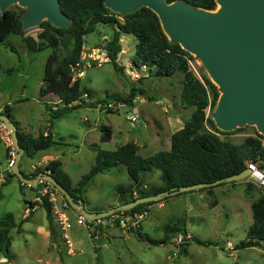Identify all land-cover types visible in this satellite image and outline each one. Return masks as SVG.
Wrapping results in <instances>:
<instances>
[{
  "label": "rangeland",
  "instance_id": "374dc122",
  "mask_svg": "<svg viewBox=\"0 0 264 264\" xmlns=\"http://www.w3.org/2000/svg\"><path fill=\"white\" fill-rule=\"evenodd\" d=\"M8 8L22 14L27 11V8L19 3H13ZM25 32L38 39L41 28L37 25L25 29ZM112 35L113 30L110 26L98 24L94 32L85 36L83 50L89 53L97 47L106 49ZM123 41L118 63L126 68V74L117 71L111 61L97 65L89 59L87 61H90L91 65L86 69L85 76L77 77L72 74L71 81L82 78L83 83L91 90L92 98L88 101L107 102L112 100L113 95L125 97L133 86L140 91L136 97L138 99L134 100L133 109L122 106L120 109L108 112V109H101L102 107L99 109L97 106L89 108L83 106L74 109L68 114V118L59 122L58 132L65 131L70 134L75 130L76 133L75 136H71L74 143L68 149L69 158L72 160L68 169L75 179L88 172L95 163L96 152L93 145H100L104 149H116L121 144L135 141L141 145H148L142 146L140 150L144 157H149L160 150L170 149L171 135L179 126L178 123L168 120V117L173 115L172 108L175 106L177 114L185 121L194 111V107L186 109L181 103L184 78L182 73L160 77L149 69L142 71L133 63L136 37L132 34H124ZM51 50L48 48L39 52L31 51L22 37L16 34H10L5 41L0 42V105L3 102L27 97L28 101L15 105L16 111L31 117L33 122L38 118H45L44 105L36 97L40 93L47 57ZM191 54L194 57L190 61L192 67L195 70L203 69L209 76L201 58L195 53ZM130 67L140 71L141 77L133 78L128 72ZM166 108L170 110L166 112ZM134 113H137L141 119L133 127L127 116ZM85 117H88L92 123L96 121L98 127L84 138V132L88 129ZM152 118H156L157 121L155 119L153 122ZM102 124L112 127V139L107 142H100L94 137L101 134L99 126ZM230 131L232 132L222 136L234 143H240L246 137L256 136L259 133L264 135L256 125L251 124ZM87 138L95 142L91 149H88ZM5 145L9 153L10 147ZM75 145L80 146V152H75L77 151ZM4 150L5 146L0 144V169L6 162ZM31 162L34 161L26 157L22 159L23 172H28ZM160 175L159 170L147 174L142 188L150 189L160 185L162 183ZM247 180L215 185L212 193L202 188L185 191L146 207L148 215L140 227V232L144 235L156 239L162 238L165 224L179 223L195 237L205 241V244L195 240L178 241L180 236H186V233L181 231L172 234L167 244L154 245L139 238L134 229L119 226L117 223L99 225L97 228L100 229L101 235L95 237L88 228L79 225L71 213L73 227L70 237L76 249L75 254L67 253V245L61 238L58 239L60 245L57 246L58 249L53 247L44 236L43 230L36 229L37 227L31 222L25 227L27 232L22 229L19 233L11 229L12 243L17 250L16 259L12 258L11 261L13 264H264V241L260 246L238 247L240 242L245 240L247 229L253 222L252 202L264 194L261 185L252 179ZM130 181L131 178L124 166L106 171L96 177L84 199L87 205H110L118 196L117 185L126 186ZM13 182L7 185L0 184V221L7 216L12 217L14 221H21L25 211V201L31 197L32 192L26 188L27 186L20 187V182L17 180ZM248 183L254 185L251 191L248 190ZM36 218L41 224L46 223V210L40 209ZM104 231L105 235L102 234ZM186 242V252H183L182 244ZM229 242H232L233 248L229 247Z\"/></svg>",
  "mask_w": 264,
  "mask_h": 264
},
{
  "label": "trees",
  "instance_id": "16d2710c",
  "mask_svg": "<svg viewBox=\"0 0 264 264\" xmlns=\"http://www.w3.org/2000/svg\"><path fill=\"white\" fill-rule=\"evenodd\" d=\"M165 1L170 3L176 0ZM183 1L210 10L217 7L216 0ZM59 3L62 11L70 18L69 24L59 27L50 20H43L39 24L41 32L38 34V39L26 34L22 13L12 8H8L4 14L0 10V42L5 41L10 34H16L22 37L31 51L52 49L47 57L41 86V100L46 103L50 115V128L56 119L62 118L74 109L88 105L97 106L105 102V100L88 101L92 98L89 87L81 78L71 81L73 66L82 60L85 36L94 32L100 23L110 26L113 30L112 39L106 45V49L117 71L126 74V68L118 63V56L122 51L123 35L132 34L137 39L134 66L141 68L147 65L154 75L160 77L182 73L184 78L181 103L186 109L194 107L191 117L184 126L172 134L171 148L168 150H160L149 157H144L139 153L140 147L134 141L121 144L116 149H104L100 145H93V149L97 152L96 161L90 170L81 176L77 184L72 183L69 175L62 169L60 161H50L47 169H54L58 182L67 188L73 197L84 199L88 187L99 174L119 166H125L132 179L130 185L116 187L122 203L132 201L139 196L170 190L172 187L213 182L243 171L250 162H257L264 172V135L259 133L256 136H248L240 143H234L222 136L232 131L219 129L213 119V111L220 96L218 86L203 69L195 70L192 67L190 61L194 58L193 55L180 43L169 39L158 14L153 9L142 6L134 12L121 14L108 8L105 0H59ZM139 93V89L133 86L127 96L113 95L111 99L134 106V100ZM54 98H57L58 102L53 101ZM75 101L80 103L71 105ZM113 111L115 110L108 109V112ZM0 113L9 114L14 119L9 104H6ZM100 131L101 142L111 140L113 132L110 125H101ZM18 136L21 146L25 149V156L30 158L41 150L59 144L51 131L47 135L41 133L33 136L19 128ZM153 170L161 172L162 183L150 189L142 188L145 185V176ZM39 172L40 170H37L32 175L36 176ZM10 176L16 178L12 172ZM19 182L22 186H27ZM213 187L202 189L212 193ZM253 187L252 183H248L249 191ZM134 191H137L136 195ZM153 203L156 202L143 203L125 212L128 214L144 212L146 207ZM41 205L47 212L54 238L56 230L53 226L51 204L45 200ZM251 207L253 222L247 230L245 240L240 242L239 248L260 246L264 241V194L254 200ZM13 227L15 222L10 216L0 221L1 252L9 253L10 231ZM134 230L139 238L154 245L167 244L172 234L177 232L187 233V228L181 227L179 223L165 224L164 236L159 239L144 235L140 229ZM192 240L200 244L206 243L198 237H193ZM186 244L187 242L182 244L183 252H186Z\"/></svg>",
  "mask_w": 264,
  "mask_h": 264
},
{
  "label": "water",
  "instance_id": "95a60500",
  "mask_svg": "<svg viewBox=\"0 0 264 264\" xmlns=\"http://www.w3.org/2000/svg\"><path fill=\"white\" fill-rule=\"evenodd\" d=\"M214 10L176 0H105L108 8L121 14L136 11L142 6L153 9L159 16L169 39L178 42L190 53L197 54L220 96L214 109V121L219 129L230 131L246 124L256 125L264 133V0H216ZM13 3L27 8L22 15L24 29L40 24L43 19L65 27L70 18L61 9L59 0H0L4 14ZM153 64H151L152 66ZM11 133L15 148L12 172L23 184L38 188L40 180H48L61 192L71 208L89 220L106 218L115 212L129 211L148 202H157L185 191L247 179L252 169L220 178L172 187L157 194L139 196L104 211H90L84 199H76L58 182L54 169L36 176L26 175L20 168L25 149L20 144L18 124L6 113H0Z\"/></svg>",
  "mask_w": 264,
  "mask_h": 264
},
{
  "label": "crops",
  "instance_id": "0c3cea01",
  "mask_svg": "<svg viewBox=\"0 0 264 264\" xmlns=\"http://www.w3.org/2000/svg\"><path fill=\"white\" fill-rule=\"evenodd\" d=\"M123 40V38H122ZM82 79V78H81ZM43 84V82H42ZM42 84L40 85V93L37 95V100L42 104L44 105V113H45V118L44 119H41V118H38L37 121L33 122L31 119V117L29 116H26V115H23V114H19L16 109H15V105L16 104H21L22 102H26L28 101V98L27 97H24V98H17L15 101H8V102H3L1 105H0V111L3 109V107L6 105V104H9L12 108V114H13V117H14V120L17 121L18 123V127L24 132V133H27V134H32L33 136H38L39 134L43 133L45 135H47L49 133V131L52 132L55 140H57L59 142V144L53 146V147H50L48 149H45V150H41L39 151L33 158H30V157H27L25 156V153H24V157L30 159V160H33L34 162H31L29 167H28V172L25 173L26 175H32L34 172H36L37 170H40L41 171H46L48 170L47 169V165L50 161L52 160H58L61 162V166H62V169L69 175V177L71 178V181L73 184H77V182L80 180L81 175L78 179H75L73 173L68 169L69 168V164L71 163V159L69 158L70 155L68 154V149L69 147L73 146L72 144L74 142H72L73 139H71L72 137L71 136H75L76 133H75V130L74 132L72 133H68V132H65L64 133H61V132H58V124L61 120L63 119H66L68 118V114H66L65 116H63L62 118H59V119H56L54 121V123L52 124V128H50V115H49V112L46 108V103L41 100V86ZM52 97V96H51ZM50 97V98H51ZM138 98H136L137 100ZM53 101H57V98H54ZM136 102V101H135ZM52 103V102H51ZM87 108L89 107H92V106H85ZM132 109L135 107L134 106H131ZM97 108H101V106L97 105ZM127 108V107H126ZM103 109V108H101ZM120 109V108H119ZM167 110L169 111L170 109L169 108H166V112ZM172 112H173V115L168 117L170 120V122H176L179 124V126L177 127V129H175L174 132H176L177 130L181 129L184 124H185V120L182 119L178 114H177V110L175 109V106L174 108H172ZM153 119V122L155 121L156 118H152ZM85 121H86V127L88 129L85 130L84 132V138L88 136L89 133H92V131H95L96 128L98 127L96 121L95 123H92L88 117H85ZM157 121V119H156ZM174 124V123H172ZM103 125V124H102ZM162 125V124H161ZM101 126V125H100ZM100 126H99V129H100ZM163 127V125H162ZM50 128V129H49ZM173 132V133H174ZM172 133V134H173ZM157 136L159 137L158 133H157ZM94 137H96V139H99L98 141L101 142V134L98 136V134ZM172 137V135H171ZM95 139V140H96ZM112 139V138H111ZM87 140H89V142L87 143L88 145V149H91L90 147L95 143V142H92V140L90 138H87ZM135 142V141H134ZM137 143V142H136ZM0 144H3L5 146V155H6V162L5 164L2 166V168L0 169V184L1 185H7L8 183L9 184H12L14 183L13 181L14 180H17V178H11L10 176V172L7 170V163H8V159L10 158V152L8 153V150H7V147L6 145L1 141L0 139ZM140 147L139 149V153H140V150L142 148V146H148L147 144H144V145H141L139 143H137ZM77 147V151L75 152H80V146L79 145H75ZM96 152V150H95ZM141 154V153H140ZM69 155V156H68ZM96 156H97V152H96ZM22 158V159H23ZM96 161V160H95ZM22 162V160H21ZM122 167V166H119L117 167L118 169ZM125 167V166H124ZM20 168H21V163H20ZM126 168V167H125ZM114 169V168H113ZM127 169V168H126ZM22 170V169H21ZM112 170V169H111ZM128 172V170H127ZM103 174V173H102ZM129 174V173H128ZM100 175V174H99ZM130 176V175H129ZM131 178V177H130ZM96 179V178H95ZM94 179V181H95ZM93 181V182H94ZM92 182V183H93ZM91 183V184H92ZM132 183V179L130 181V183H128L129 185ZM90 184V186H91ZM119 185V184H118ZM89 186V187H90ZM128 186V185H126ZM20 187H22V185L20 184ZM89 187H88V190H89ZM28 189L31 190L32 194H31V197L26 199L25 201V207L24 209H26L27 207V204L28 202H30L32 199H34L35 195H36V192H37V189L27 185ZM88 193V191L86 192V194ZM134 194L136 195L137 194V191H134ZM1 195V194H0ZM119 204H122L121 200H120V197L119 195L116 196L115 200H114V203L108 205H104L102 206L101 204H96V205H87V201H85L84 199V205L85 207L90 210V211H104V210H107L109 208H112V207H115V206H118ZM44 208L41 204L37 206V208L30 212V213H27L26 211H24L23 215H22V219L21 221H14L15 222V227H13L14 230H17L19 233L21 232V230L23 229L24 231H28L27 229H25V227L27 226L28 223H33L35 227H37L36 229H42L43 230V233H44V236L47 238L48 242L53 246V247H56L57 246L59 247L60 245L58 244V239L62 238V234H61V231H60V228L54 218V216L52 215L53 217V226L55 227V230H56V237H52V234H51V223L49 221V218L47 216V212H46V217H47V222L46 223H40L39 220H37L36 218V214L38 213V211L40 209ZM45 209V208H44ZM75 211V210H74ZM73 215L74 212H71ZM31 220V221H30ZM249 228V227H248ZM140 229V228H139ZM248 230V229H247ZM31 231V230H30ZM35 233H37V231H34ZM12 233V230L10 231V234ZM103 235H105V231L102 233ZM186 234H190L193 237H195L190 231H188L187 229V233ZM101 235V234H100ZM108 235V234H107ZM192 238L190 239V241H193ZM232 243V242H231ZM17 252V250L15 249V246L13 245L12 243V234H11V246H10V249H9V253H8V256L10 259H16V256H15V253ZM12 262V261H11ZM13 264V263H12Z\"/></svg>",
  "mask_w": 264,
  "mask_h": 264
},
{
  "label": "built area",
  "instance_id": "2783aa9c",
  "mask_svg": "<svg viewBox=\"0 0 264 264\" xmlns=\"http://www.w3.org/2000/svg\"><path fill=\"white\" fill-rule=\"evenodd\" d=\"M122 45L124 44L123 40H121ZM93 64L101 65L104 62L111 61L110 56L108 55L107 49L105 48H93L91 52H86L83 50L82 52V60L81 62L77 63L72 68V73L77 77H82L86 75V69L90 67V61ZM142 71L149 69L147 65H143L141 68ZM77 71V74H76ZM128 72L133 78H140L141 72L136 71L133 67H130ZM87 95H85L86 97ZM76 103H80L79 101L73 102L71 105H75ZM102 108L105 109H113L117 110L122 106L127 108H132L130 105L115 101L109 100L105 103L100 104ZM130 124L134 127L139 121L140 117L137 113L127 116ZM0 138L2 141L10 147V158L8 159L7 163V170L12 172L13 166L15 164V148L14 143L12 140V136L10 131L8 130L5 123L0 120ZM252 169L250 176L247 178V181H251V179L257 182L259 185L264 187V172L260 169L257 162H250L249 166ZM13 173V172H12ZM47 200L52 207V215L54 216L61 234L62 238L64 239L67 245V253L68 254H75L76 249L70 237V231L73 227V220L71 217V212H74L75 220L79 225H82L90 231L95 237H99L101 232L100 229L97 228L101 224H119V226L131 228V229H139L141 227V223L144 219H146L148 213L147 211L139 212L136 214H128L125 211L115 212L112 215L96 219V220H89L85 218L84 215L79 213L78 211H74L71 206L69 205L68 201L65 197L61 194V192L54 186V184L48 180H40L39 186L36 192L34 199H32L25 209L27 213L34 211L38 205L43 204ZM192 236L190 234H186L184 237L183 235L178 238V241H186L190 240ZM230 248H233V244L231 242L228 243ZM0 264H12L11 259L9 258L7 253L0 251Z\"/></svg>",
  "mask_w": 264,
  "mask_h": 264
}]
</instances>
